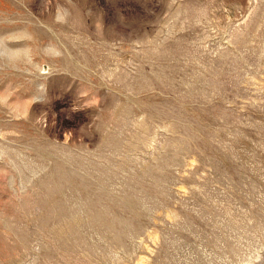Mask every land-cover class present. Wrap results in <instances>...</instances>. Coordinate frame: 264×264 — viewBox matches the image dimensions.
I'll return each mask as SVG.
<instances>
[{
  "label": "rangeland",
  "instance_id": "374dc122",
  "mask_svg": "<svg viewBox=\"0 0 264 264\" xmlns=\"http://www.w3.org/2000/svg\"><path fill=\"white\" fill-rule=\"evenodd\" d=\"M0 264H264V0H0Z\"/></svg>",
  "mask_w": 264,
  "mask_h": 264
}]
</instances>
